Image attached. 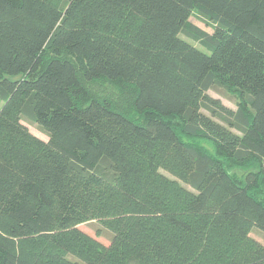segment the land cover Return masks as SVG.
<instances>
[{"label":"trees","instance_id":"obj_1","mask_svg":"<svg viewBox=\"0 0 264 264\" xmlns=\"http://www.w3.org/2000/svg\"><path fill=\"white\" fill-rule=\"evenodd\" d=\"M255 227L264 0H0V264H264Z\"/></svg>","mask_w":264,"mask_h":264},{"label":"rangeland","instance_id":"obj_2","mask_svg":"<svg viewBox=\"0 0 264 264\" xmlns=\"http://www.w3.org/2000/svg\"><path fill=\"white\" fill-rule=\"evenodd\" d=\"M191 20L195 22L197 25L202 27L203 29L213 32V25L210 22L205 21L199 14L194 13L191 16ZM199 45V43H196ZM208 92L226 104L229 107L236 108V99L234 95H231L227 91H225L221 87H215L208 90ZM29 128L32 130L36 135L48 139V135L39 128L37 124H33L28 122L27 120L23 121ZM205 148L212 150V146L210 143L202 141L200 142ZM79 227L84 230L85 232L91 234L92 236L96 237L100 241L104 242L105 244H109L111 242L112 231L107 228L99 219L90 220L84 223H81ZM251 236L256 238L257 240L264 243V232L259 230V228L255 227L251 231Z\"/></svg>","mask_w":264,"mask_h":264}]
</instances>
